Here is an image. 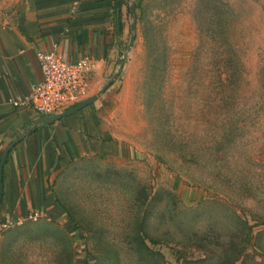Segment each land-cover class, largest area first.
Instances as JSON below:
<instances>
[{
	"label": "rangeland",
	"instance_id": "obj_1",
	"mask_svg": "<svg viewBox=\"0 0 264 264\" xmlns=\"http://www.w3.org/2000/svg\"><path fill=\"white\" fill-rule=\"evenodd\" d=\"M130 1L118 150L62 171L75 238L23 245L27 264H264V0Z\"/></svg>",
	"mask_w": 264,
	"mask_h": 264
},
{
	"label": "crops",
	"instance_id": "obj_2",
	"mask_svg": "<svg viewBox=\"0 0 264 264\" xmlns=\"http://www.w3.org/2000/svg\"><path fill=\"white\" fill-rule=\"evenodd\" d=\"M127 3L0 0V154L28 129L3 164L0 264H27L23 245L50 243L54 249L60 247L62 233L73 236L60 200L62 171L84 156L118 150L104 117L106 90L93 103L48 124L36 122L47 114H37L27 105L13 106L11 100L25 96L39 82L36 52L52 46L66 61L82 55L94 58L88 86L100 88L118 60ZM34 212L35 220L30 218ZM6 222L12 225L1 228Z\"/></svg>",
	"mask_w": 264,
	"mask_h": 264
},
{
	"label": "built area",
	"instance_id": "obj_3",
	"mask_svg": "<svg viewBox=\"0 0 264 264\" xmlns=\"http://www.w3.org/2000/svg\"><path fill=\"white\" fill-rule=\"evenodd\" d=\"M36 58L41 71L39 82L30 87L29 92L11 100L13 106L27 105L37 114H52L74 104L79 94L88 86V75L95 60L82 55L75 60L66 61L57 53L56 46L37 51ZM30 218H38L34 212ZM12 222L1 224V228L11 226Z\"/></svg>",
	"mask_w": 264,
	"mask_h": 264
},
{
	"label": "water",
	"instance_id": "obj_4",
	"mask_svg": "<svg viewBox=\"0 0 264 264\" xmlns=\"http://www.w3.org/2000/svg\"><path fill=\"white\" fill-rule=\"evenodd\" d=\"M129 10L132 13L133 16V12H134V2L131 1L130 6H129ZM134 38V22H130L129 24V38H128V42L126 45V51L122 54L121 57L118 58L117 60V70L114 71L112 73V75L110 76V78L107 79V81L93 94H91L90 96H88L87 98H84L83 100H80L78 102H76L74 105H72L71 107H68L60 112H56L53 114H47V115H43L40 118H38L36 120V122H40L41 124H48V123H52L55 120L66 116V115H70L75 113L76 111L80 110L81 108L93 103L96 98L102 94L106 88L112 83V81L114 80L115 77H117L118 73L120 72V69L122 68L125 56L127 51L130 49L132 41ZM28 132V129L23 130L16 138H14L1 152L0 154V199L2 196V169H3V164H4V160L5 157L8 153V151L17 143L19 142L24 135Z\"/></svg>",
	"mask_w": 264,
	"mask_h": 264
},
{
	"label": "trees",
	"instance_id": "obj_5",
	"mask_svg": "<svg viewBox=\"0 0 264 264\" xmlns=\"http://www.w3.org/2000/svg\"><path fill=\"white\" fill-rule=\"evenodd\" d=\"M241 249H243V248H241ZM241 249L239 251H241Z\"/></svg>",
	"mask_w": 264,
	"mask_h": 264
}]
</instances>
